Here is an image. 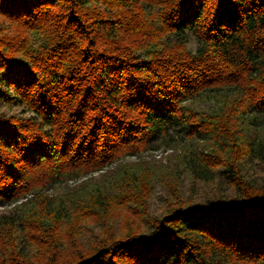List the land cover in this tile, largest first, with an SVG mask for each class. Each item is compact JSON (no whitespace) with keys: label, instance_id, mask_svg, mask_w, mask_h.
Here are the masks:
<instances>
[{"label":"trees","instance_id":"trees-1","mask_svg":"<svg viewBox=\"0 0 264 264\" xmlns=\"http://www.w3.org/2000/svg\"><path fill=\"white\" fill-rule=\"evenodd\" d=\"M0 264H264V0H0Z\"/></svg>","mask_w":264,"mask_h":264},{"label":"rangeland","instance_id":"rangeland-1","mask_svg":"<svg viewBox=\"0 0 264 264\" xmlns=\"http://www.w3.org/2000/svg\"><path fill=\"white\" fill-rule=\"evenodd\" d=\"M189 46L192 48V49H195V46H196V43L194 41H191ZM171 149H163V148H159V149H156V150H151V151H146L144 152L142 158L143 160H148L149 163H156V164H159L160 161L162 162H165L166 160V156L168 155V152H170ZM139 157L137 156H129L125 159V161H139ZM99 173H96L95 175H98ZM73 182H71L72 184ZM195 186V190L198 191L199 193H203V191L205 189H208L210 188L209 185H206L205 183L201 182V181H194L192 179H190L189 177L188 178H185L183 180V188L185 190H187L189 192V189L191 187H193V185ZM65 187V186H62V188ZM167 188L164 187V185H161V184H156L155 185V188H154V191H153V194L150 198V201H149V209H150V212L153 214V215H156L158 213L161 212L165 202H164V199H165V196L167 194Z\"/></svg>","mask_w":264,"mask_h":264}]
</instances>
